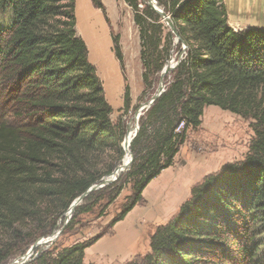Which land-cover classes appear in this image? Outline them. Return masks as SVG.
Instances as JSON below:
<instances>
[{"label": "trees", "instance_id": "obj_1", "mask_svg": "<svg viewBox=\"0 0 264 264\" xmlns=\"http://www.w3.org/2000/svg\"><path fill=\"white\" fill-rule=\"evenodd\" d=\"M123 1L138 31L142 98L174 48L181 53L183 45L184 54L165 76L164 92L139 117L129 170L84 198L66 228L79 215L107 208L130 185L111 227L123 220L150 181L172 166L204 109L216 106L252 121L244 160L194 186L177 214L157 227L150 252L127 264H264V29L234 31L223 0H155L171 18L180 38L175 44L154 10ZM75 3L0 0V264L50 235L71 203L113 171L124 156V117L139 107L125 85L120 116L112 121L76 31ZM91 4L104 12L101 0ZM111 50L123 74L118 36ZM106 155L113 163L102 169ZM96 240L42 251L25 264H84V251Z\"/></svg>", "mask_w": 264, "mask_h": 264}, {"label": "rangeland", "instance_id": "obj_2", "mask_svg": "<svg viewBox=\"0 0 264 264\" xmlns=\"http://www.w3.org/2000/svg\"><path fill=\"white\" fill-rule=\"evenodd\" d=\"M123 2L116 0L120 17L110 22L106 9L102 11L103 18L101 13L91 6L90 0H76V31L88 48V59L95 66L102 85L104 82L105 86L112 90L116 88L118 72L110 43L112 36L119 37V45L120 39L123 40L126 56L121 45L120 48L124 64L122 76L126 79L124 87L125 85L129 87L132 106H140L155 92L160 75L152 93L142 98L144 89L141 80L142 67L139 54L138 57L134 56L138 48L137 40L133 39L136 27L132 21V10L124 3L127 9ZM138 2L141 8L146 5L142 0ZM107 11L111 12L109 7ZM184 50L183 45L181 53L174 48L168 61L174 64L180 60ZM112 93L115 94V91ZM116 100L118 99L114 97L111 104L115 106ZM135 111H129L124 117L126 130L129 119ZM119 116L120 112L113 110L112 121L115 122ZM251 122L216 106L206 107L200 127L195 132H188L186 142L180 147L172 166L162 170L150 181L142 192V201L135 205L123 220L111 227L112 219L132 194L130 185H126L117 199L107 208L95 209L89 215H79L69 229L66 225L72 214L69 218L63 217L64 215L60 217L56 229L52 232H60L59 235L52 244L43 245L42 251L48 250L56 254L76 243H85L96 238V242L84 251V264H127L143 258L150 252V238L157 227L167 224L177 214L180 206L189 200L194 186L200 184L205 177L218 173L223 166L244 160L249 144L254 138V133L249 127ZM131 124L132 122L130 126ZM120 162L121 160L114 169L120 165ZM110 163H113V159L109 155L103 156L100 167L105 169ZM46 237L37 238L24 254L31 246L45 240ZM39 249L40 246L34 249L30 259L35 257ZM23 255L14 257L8 261V264Z\"/></svg>", "mask_w": 264, "mask_h": 264}, {"label": "water", "instance_id": "obj_3", "mask_svg": "<svg viewBox=\"0 0 264 264\" xmlns=\"http://www.w3.org/2000/svg\"><path fill=\"white\" fill-rule=\"evenodd\" d=\"M148 7H150L152 10H154L161 18V21L166 25V27H168V29L173 33V35L175 36V44H177L180 41V38L174 28V25L171 21V18L163 11V9L161 7H159V5L157 4V2L155 0H142ZM185 48V47H184ZM179 64V60L177 62H175L174 64H172V62H167L166 65L163 67L162 71L160 72V76H159V84L158 87L156 88L155 92L151 95V97L149 99H147L145 102H143L142 104H140V106L136 109V111L134 112L133 116L129 119L128 125H127V130H126V134L123 138L121 147L123 152L125 153L126 150L128 151V154L130 156V159L128 161V163L123 167L124 170H122L121 167V162L120 165L117 166L114 171H112L109 175H106L104 177H102L100 180H98L96 183H94L93 185H91L82 195H80L78 198H76L71 205L69 206L67 213L64 214L63 217L65 218H69L73 212V210L75 209L76 206H78L84 198H86L90 193L97 191L99 189H102L114 182H116L118 180V178L126 173L129 168L130 165L133 162L134 156L133 154L130 152L129 147L130 144L132 142V140L135 138L137 131H138V120L139 117L143 114L144 111L148 110L150 108V106L154 103V101L164 92L165 89V83H164V78L166 75H168L177 65ZM134 121V135L132 137V139L130 140V142L128 141V132L130 129V123ZM122 161V159H121ZM118 171H121V174H118ZM60 232H54L50 235H48L46 237L45 240L39 241L37 242L35 245L31 246L30 249L28 250V252L26 254H24L23 256L17 258L16 260H14L11 264H25L30 262L32 259H30L32 252L34 251V249L38 246H40L39 251L36 253L35 257L43 250V245L46 244H52V242L57 238V236L59 235ZM34 257V258H35Z\"/></svg>", "mask_w": 264, "mask_h": 264}, {"label": "crops", "instance_id": "obj_4", "mask_svg": "<svg viewBox=\"0 0 264 264\" xmlns=\"http://www.w3.org/2000/svg\"><path fill=\"white\" fill-rule=\"evenodd\" d=\"M101 2L104 6V9H106V13L108 14L107 18L110 20V22L118 20L120 16L117 11L116 0H101ZM90 3H91V0H90ZM223 4L226 9L227 23L229 27H231L234 31H242V30L253 29V28L264 29V0H223ZM124 6L128 9V7L125 4ZM108 7L111 10V12L107 11ZM97 11H99V13H101V15L103 16L102 11L100 10H97ZM133 39L137 40L136 42L138 44V48L136 49L134 56L138 57L139 37H138V31L136 28L134 31ZM110 44H111L110 46H112V39H111ZM120 45L122 46L124 56H126V52L123 49L122 39H120ZM114 62H115V65L117 63V66H118V67L116 66V70L118 72L116 88L113 90L109 89L107 88V86H105L103 82V89H104V95H105L107 102L110 104L112 109L116 111L122 108V104H123L122 97H123V92H124V78L122 76V73H121V70H120V67L118 65L116 58ZM112 91H115V94H113ZM114 97L118 99L116 100L115 106L111 104V100L114 99Z\"/></svg>", "mask_w": 264, "mask_h": 264}, {"label": "bare ground", "instance_id": "obj_5", "mask_svg": "<svg viewBox=\"0 0 264 264\" xmlns=\"http://www.w3.org/2000/svg\"><path fill=\"white\" fill-rule=\"evenodd\" d=\"M134 128H135V126H134V121H133L131 126H130L129 132H128V141L129 142L134 135V132H135ZM129 159H130V156L128 154V151L126 150V152L124 153V156L122 158V161H121L122 170H124L123 167L128 163ZM118 174H121V171H118Z\"/></svg>", "mask_w": 264, "mask_h": 264}, {"label": "built area", "instance_id": "obj_6", "mask_svg": "<svg viewBox=\"0 0 264 264\" xmlns=\"http://www.w3.org/2000/svg\"><path fill=\"white\" fill-rule=\"evenodd\" d=\"M31 258V257H30ZM33 259V258H32Z\"/></svg>", "mask_w": 264, "mask_h": 264}]
</instances>
